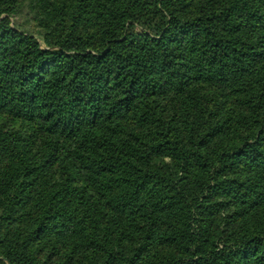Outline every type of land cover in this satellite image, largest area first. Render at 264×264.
I'll return each mask as SVG.
<instances>
[{"label": "trees", "instance_id": "1", "mask_svg": "<svg viewBox=\"0 0 264 264\" xmlns=\"http://www.w3.org/2000/svg\"><path fill=\"white\" fill-rule=\"evenodd\" d=\"M19 1L0 0V17ZM182 3L35 0L34 18L55 48L48 51L11 29L8 18L0 22V108L73 138L64 161L74 153L82 172L102 179L100 196L111 207L95 199L90 209L123 227L115 239L105 234L73 251L69 264H264V0ZM189 64L197 81L240 85L249 115L222 124L206 115L184 135L174 126L176 110L167 121L144 112L148 102L156 109L162 97L172 102L185 91ZM5 150L0 211L21 204L23 216L32 215L40 181L30 178L31 150ZM70 172L46 196L44 216L75 213L92 198L69 197ZM39 218L31 235L41 242L52 229ZM36 255L19 236L0 257L46 264Z\"/></svg>", "mask_w": 264, "mask_h": 264}, {"label": "rangeland", "instance_id": "2", "mask_svg": "<svg viewBox=\"0 0 264 264\" xmlns=\"http://www.w3.org/2000/svg\"><path fill=\"white\" fill-rule=\"evenodd\" d=\"M181 1L175 0L176 8L185 3L180 4ZM198 1L195 0L196 3ZM34 6L35 0H20L18 3L15 2L14 8L10 12H5L1 15L0 22L2 19L8 18L11 29L35 37L40 43L42 50H53L55 48H51L48 45L47 40L44 38V30L34 18ZM9 13L12 15H9ZM136 28L138 31L142 29L141 26H137ZM59 36V33L54 34L53 37H50V41L54 43ZM99 39L96 34L94 45L97 47V51L102 49L100 48L101 42ZM262 50H264V43ZM182 71L186 75V82L188 81L185 91L181 95L174 93L175 99L172 102L168 100L170 98L162 97L156 104V109L153 104H149L148 102L150 107H147L144 112L148 113L151 117H162L163 120L167 121L172 117L175 112L174 110H176L178 116L174 118L176 121L174 126L176 125L183 130L185 132L184 135H188L190 126L195 125L198 127L204 124V117L206 115L213 116V124H222L227 118L234 119L233 123H236L235 121L241 119V114L249 115L240 101L242 93L236 92V89H241V87L235 81H232V79L225 82L220 79H217L215 82L205 79L197 81L195 68L191 64L188 65L187 69L183 68ZM208 74V72H204L203 78L209 79ZM192 77H194L193 81ZM261 115V119L264 121V110ZM8 135L11 136L8 137ZM72 139L68 135H51L44 129L41 121H32L24 118L17 111L0 108V150L3 147L7 152L15 149L18 145L26 144L32 153L29 156L31 157L29 161L33 168L30 178H37L40 181V190L34 198L36 208L32 215L23 216V213L27 211V207L22 210L20 208L21 204L19 207L13 206L7 211L5 208L1 209L0 242L2 244L0 246V255L7 243L21 236L22 240L28 241L30 250L36 253V256L42 262L46 264H69L75 254L73 251L81 252L87 243L101 240L105 234L113 239L120 234V230L123 229L122 225L118 223L116 226L108 213L107 215H105V212L96 213L90 207V204L94 206L97 204L98 201H94L95 199H99L103 208L111 210L109 204L106 203L107 198H101L99 191L101 188L97 185V182L102 185L103 180L96 178L86 171L82 172L80 168L81 163L76 160L74 153L70 154L64 161V151L73 142ZM224 139L231 138L224 137ZM229 143L231 145L237 144L233 140L232 142L229 141ZM7 161L1 157L0 167H8V165H5ZM65 170L71 171L72 175L70 176L71 179H69L71 183L68 185L70 191H72V196L69 195V197L73 200L78 198H87L89 200V196L92 198L89 201H81L83 207L75 213L71 209L70 212L57 219L56 217H50L49 213L44 216V212L39 211L47 203L46 196L51 191L58 190L64 182ZM239 173L251 175L242 166L239 168ZM73 189L76 191H73ZM25 199L22 197L21 201H26ZM215 201L223 200L217 199ZM63 211L65 212V210ZM37 218L54 231L44 234L41 242L33 240L31 235L33 229L40 223H36ZM222 229L224 230V227ZM99 250L101 249L99 248ZM51 252L54 253V257L48 260V255ZM104 253L106 254V251L102 252L103 255ZM0 261L9 264L7 259L3 257H0Z\"/></svg>", "mask_w": 264, "mask_h": 264}]
</instances>
